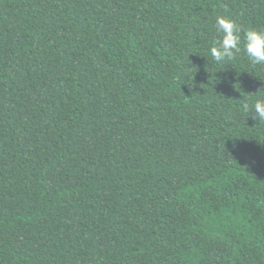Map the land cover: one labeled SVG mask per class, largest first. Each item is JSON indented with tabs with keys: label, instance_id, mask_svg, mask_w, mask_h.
Returning a JSON list of instances; mask_svg holds the SVG:
<instances>
[{
	"label": "trees",
	"instance_id": "16d2710c",
	"mask_svg": "<svg viewBox=\"0 0 264 264\" xmlns=\"http://www.w3.org/2000/svg\"><path fill=\"white\" fill-rule=\"evenodd\" d=\"M217 15L264 0H0V264H264V65Z\"/></svg>",
	"mask_w": 264,
	"mask_h": 264
},
{
	"label": "clouds",
	"instance_id": "9594fccd",
	"mask_svg": "<svg viewBox=\"0 0 264 264\" xmlns=\"http://www.w3.org/2000/svg\"><path fill=\"white\" fill-rule=\"evenodd\" d=\"M214 26L220 38L212 42L208 54L215 62L234 61L243 51L253 66L264 65V28L245 29L242 39L240 25L227 15H217ZM241 110L264 121V98H257L251 104L245 102Z\"/></svg>",
	"mask_w": 264,
	"mask_h": 264
}]
</instances>
